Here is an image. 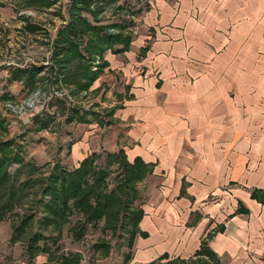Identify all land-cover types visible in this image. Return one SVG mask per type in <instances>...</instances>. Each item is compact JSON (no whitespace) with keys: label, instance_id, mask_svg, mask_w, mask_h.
<instances>
[{"label":"crops","instance_id":"0c3cea01","mask_svg":"<svg viewBox=\"0 0 264 264\" xmlns=\"http://www.w3.org/2000/svg\"><path fill=\"white\" fill-rule=\"evenodd\" d=\"M153 5L150 50L106 54L92 89L118 82L117 145L154 166L138 262L192 259L211 235L221 264H264V0Z\"/></svg>","mask_w":264,"mask_h":264},{"label":"rangeland","instance_id":"374dc122","mask_svg":"<svg viewBox=\"0 0 264 264\" xmlns=\"http://www.w3.org/2000/svg\"><path fill=\"white\" fill-rule=\"evenodd\" d=\"M32 1L0 0V97L2 95L10 97V100L7 101H2L0 98V142L14 141L20 147V154L24 158V162L39 169L38 173L32 175L35 178L41 174L47 179L57 164L67 171H73L84 160L81 161L82 158H87L94 153L100 155L96 165L103 167L108 154L124 150L122 146L117 145L120 140H116L118 139L117 135L119 137L122 135V126L114 118L116 111L122 105H113L116 97L118 100H122L123 96L116 91L119 87L117 81L110 85H103L105 88L103 96L101 89H97L95 93L92 89L108 67V62L105 61L106 54L124 55L131 52L132 49L137 52L138 50L134 47L137 46L139 40L142 41L143 37L151 38L147 40L149 44L140 48L138 56L143 57L150 50V42L154 36L148 33L150 30H146L144 20L147 19V13L154 9L152 7L155 0L121 1L117 6L110 8L100 22L93 21L92 17L86 13L93 25L113 26L124 21L126 35L132 36V42L130 50L125 53L115 54L108 50L102 58L97 57L92 64L93 71H97L99 64L103 61L106 63L105 68L102 69L97 82H94L87 93L75 96L72 94L71 87L60 81V76L58 78L61 84L57 83L58 86L56 84L42 86L30 94L25 93L19 83L9 80L8 68L11 67L25 69L36 65L44 67L42 75L47 74L49 68L54 67L52 57L58 33L69 21L68 9L71 0H57L53 7L46 10L31 6L30 2ZM166 1L173 4L179 3V0ZM111 31L116 33V27ZM83 44H86V39ZM83 44L80 51L86 56ZM117 48L119 47L116 46ZM263 62L260 61L259 65L261 66ZM106 94L109 96L106 97ZM76 107L81 110V113L94 111L96 114L99 113V116L92 117L95 114H89V124L77 121L69 123L68 118L71 111L73 108L77 109ZM111 110H115L114 115H107ZM44 113L52 120L48 128L36 129L35 118ZM99 120H102L103 123ZM107 121L112 122L104 125ZM78 145L83 147L82 155L80 152L77 154ZM117 168V165L111 168L112 175L109 184L112 189L115 186L114 179L121 175V171H118ZM18 169L19 166L15 164L8 170L11 174H16ZM32 176H29L27 170H23L19 175L21 181L18 182L25 181L24 179ZM37 190L41 191L39 188ZM138 190L141 199L136 205H141L143 209L147 203L149 197L147 193L149 194V192L145 191L143 183L138 185ZM40 198L43 199V195ZM43 200L47 202L48 198ZM27 209L20 207L13 213L8 212L5 218L0 216V264H58L63 255L70 254L78 256V260L74 259L77 264H140L137 257L138 245L134 241L133 248L129 247L130 233L122 229L115 234L102 230V226L99 228L88 227L82 239L79 240L70 230L81 221L77 214L72 216L68 223H65L61 234L52 228L42 229L36 223L41 218L42 206L36 210L32 209L35 212V222L31 221V225L23 236L14 240V229L25 217V213L28 214ZM34 231L41 232L46 237L41 240L40 246L49 247L51 255L43 253L32 256L28 253V239L35 233ZM138 237L141 236L137 235L136 238ZM147 237V234L143 236V238ZM55 239H57V243ZM135 240L137 241V239ZM102 243H108L109 248H96V245ZM129 253L132 254L130 260L126 258ZM166 255L167 258H164L165 255H163L157 261L166 264L170 258L168 254ZM195 256L194 259H196Z\"/></svg>","mask_w":264,"mask_h":264},{"label":"trees","instance_id":"16d2710c","mask_svg":"<svg viewBox=\"0 0 264 264\" xmlns=\"http://www.w3.org/2000/svg\"><path fill=\"white\" fill-rule=\"evenodd\" d=\"M121 1L124 0H71L68 9L69 21L59 31L54 44L52 57L54 67H50L45 75H42L44 67L36 65L25 69L8 68L10 82L19 83L23 91L28 94L42 86L61 84L60 81L71 87L74 96L87 93L106 66L103 61L99 64L98 70L93 71V61L97 57L102 58L108 50L115 54L129 51L132 36L126 35L124 21L113 26L93 25L86 13L92 17L93 21L100 22L103 15ZM56 2L57 0H33L30 5L46 10L53 7ZM28 27L31 28V26ZM115 27L117 32L113 33L111 29ZM84 39H86L85 45L83 44ZM82 44L86 56L80 51ZM116 46L119 48L116 49ZM58 76L61 77L60 81ZM0 98L2 101L10 100L8 95H2ZM76 108L71 111L68 118L69 123L77 121L89 124V114H95L92 117L99 116V113L96 114L94 111L81 113V110ZM114 112L115 110H111L107 115L113 116ZM51 120L45 113L37 116L35 118L36 129L48 128ZM100 121L103 123L102 120ZM110 122L112 121H107L104 125ZM20 152V147L14 141L0 142V216L5 218L8 212L13 213L17 208H28V214L25 213V217L14 229V240L23 236L31 225V221L35 222V212L32 209L36 210L39 206H42L43 212L36 223L42 229L52 228L59 234L62 233L65 223H68L72 216L79 215L81 221L70 229L79 240L82 239L88 227L99 228L100 226L102 230L115 234L122 229L130 233V248H133L137 235H146L141 230L139 231L144 210L141 205L136 204L141 199L138 185L153 173V165L145 163L139 157L131 163L126 152L121 149L118 153L108 154L103 167L96 165L100 155L94 153L85 158L73 171H67L59 164L55 165L45 179L41 174L36 178L32 176L38 173L39 169L32 164H26ZM15 164L19 166V171L11 174L9 170ZM114 165L118 166L117 170L121 171V175L114 179L115 186L112 189L109 179L112 175L111 168ZM23 170H27L29 176L32 177L18 182L21 181L19 175ZM41 195L43 199L48 198V201L40 198ZM257 196L254 191L252 198ZM133 207L135 209H132ZM34 232L28 239V253L32 256L43 253L51 255L49 247L40 246L41 240L46 237L41 232ZM211 238L212 236L208 235L202 241L195 256L196 259H175L166 264H221L216 254L209 248ZM55 240L57 243V239ZM99 247L107 248L108 243L96 245V248ZM166 256L164 258H167ZM131 257L132 254L129 253L126 258L130 260ZM74 259L78 260V256L63 255L58 264H77Z\"/></svg>","mask_w":264,"mask_h":264}]
</instances>
